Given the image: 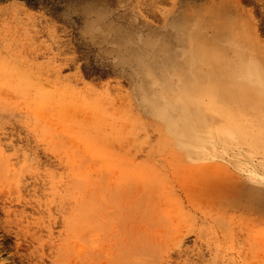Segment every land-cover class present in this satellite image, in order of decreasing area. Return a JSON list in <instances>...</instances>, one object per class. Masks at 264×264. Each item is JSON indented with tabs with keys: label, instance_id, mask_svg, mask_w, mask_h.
<instances>
[{
	"label": "rangeland",
	"instance_id": "1",
	"mask_svg": "<svg viewBox=\"0 0 264 264\" xmlns=\"http://www.w3.org/2000/svg\"><path fill=\"white\" fill-rule=\"evenodd\" d=\"M0 264H264V0H0Z\"/></svg>",
	"mask_w": 264,
	"mask_h": 264
}]
</instances>
